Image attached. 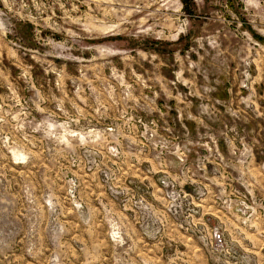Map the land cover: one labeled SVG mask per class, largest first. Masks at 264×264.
Here are the masks:
<instances>
[{
	"label": "rangeland",
	"instance_id": "obj_1",
	"mask_svg": "<svg viewBox=\"0 0 264 264\" xmlns=\"http://www.w3.org/2000/svg\"><path fill=\"white\" fill-rule=\"evenodd\" d=\"M0 264H264V0H0Z\"/></svg>",
	"mask_w": 264,
	"mask_h": 264
}]
</instances>
